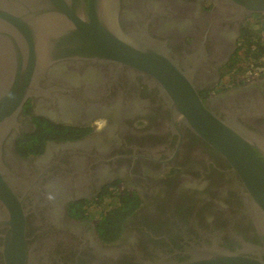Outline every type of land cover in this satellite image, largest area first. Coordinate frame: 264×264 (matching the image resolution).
<instances>
[{
	"label": "flooded vegetation",
	"instance_id": "1",
	"mask_svg": "<svg viewBox=\"0 0 264 264\" xmlns=\"http://www.w3.org/2000/svg\"><path fill=\"white\" fill-rule=\"evenodd\" d=\"M233 1L120 0V26L164 41L209 110L264 135V66L246 63L264 11ZM55 70L66 89L50 104L55 119L40 111L48 103L28 98V128L13 144L28 160L12 181L26 209L23 261L13 264H152L182 260L211 237L230 249L237 237L259 241L248 216L256 189L234 160L173 119L150 74L84 61Z\"/></svg>",
	"mask_w": 264,
	"mask_h": 264
},
{
	"label": "water",
	"instance_id": "2",
	"mask_svg": "<svg viewBox=\"0 0 264 264\" xmlns=\"http://www.w3.org/2000/svg\"><path fill=\"white\" fill-rule=\"evenodd\" d=\"M233 2L243 12L264 11V0ZM120 8V0H0V200L6 209L0 220L8 226L6 263H22L24 256L26 209L12 182L18 177L15 167L28 164L13 151L15 137L28 128L22 106L28 98L42 99L49 105L39 110L55 119L50 104L66 90L55 69L84 61L150 74L173 119L234 160L243 180L256 189L248 216L258 242L237 237L240 246L230 249L211 237L210 243H192L182 260L162 256L152 264H264V135L209 110L195 91L192 70L182 69L165 42L144 29L123 30ZM68 104L65 97L59 106Z\"/></svg>",
	"mask_w": 264,
	"mask_h": 264
},
{
	"label": "trees",
	"instance_id": "3",
	"mask_svg": "<svg viewBox=\"0 0 264 264\" xmlns=\"http://www.w3.org/2000/svg\"><path fill=\"white\" fill-rule=\"evenodd\" d=\"M251 38L249 39L250 45H248V61H246L249 66L253 63H260L264 66V60H260L261 57L264 58V30H256L252 35L250 34ZM252 48L255 50V48L259 49L258 51H252ZM248 67V66H247ZM36 126H42V127H49L53 126L52 124H49L45 120H40L38 118H35Z\"/></svg>",
	"mask_w": 264,
	"mask_h": 264
}]
</instances>
